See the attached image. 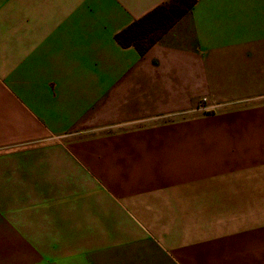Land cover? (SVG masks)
<instances>
[{
  "label": "crops",
  "instance_id": "0c3cea01",
  "mask_svg": "<svg viewBox=\"0 0 264 264\" xmlns=\"http://www.w3.org/2000/svg\"><path fill=\"white\" fill-rule=\"evenodd\" d=\"M233 1L242 0H196L141 54L117 35L172 0H0V86L27 121L22 129L57 141L103 123L134 129L113 137V145L127 147L109 155L132 172L158 162L139 148L147 117L187 109L211 94L220 99L225 132V148L203 171L219 178L218 200L210 185L192 187L190 195L158 186L108 188L116 201L87 218L57 204L36 213L27 197L34 192V150L1 148L0 264H264V234L174 224L202 199L227 210L237 188L249 184L258 193L264 178V28L242 25ZM149 28L143 22L136 32ZM217 224L225 226L226 218Z\"/></svg>",
  "mask_w": 264,
  "mask_h": 264
},
{
  "label": "rangeland",
  "instance_id": "374dc122",
  "mask_svg": "<svg viewBox=\"0 0 264 264\" xmlns=\"http://www.w3.org/2000/svg\"><path fill=\"white\" fill-rule=\"evenodd\" d=\"M230 8L243 14L242 25L264 28V0L233 1ZM256 11L260 14L258 18H247L248 14ZM4 92L0 86V149L18 146L20 152L34 150V192L27 197L31 200L33 196L36 213L41 211L42 205L57 207V204L67 208L68 212H74L76 208V212H80L84 218L90 217V214L102 212L107 202L116 201L107 192L108 188L158 186L190 195L192 187L202 189L210 185L211 192H214L210 196L214 201L218 200L219 178L203 177L209 161L217 158L220 149L225 148V132L221 135L219 129L218 103L221 102L214 95L195 97L187 109L185 106L175 113L147 117L144 145L139 148L144 149L148 160L158 157V162L146 163L144 172H132L124 168L127 167L126 162H113L109 155L117 150L122 153L127 147L113 145L116 143H113V137H121L134 129L103 123L100 129H75L66 138L57 141L41 131L22 129L28 123L20 114L13 112L11 99ZM250 101L239 105L251 104ZM241 135L243 139H248L242 131ZM119 141L126 140L120 138ZM37 156L42 159L39 160ZM48 156L49 160L45 161ZM118 168L119 171L116 170ZM242 180L249 181L245 178ZM258 183V193L250 192L249 184H243L237 188L238 193L228 194L233 201L228 203L231 207L227 210L210 208L205 199L200 200L199 204L195 202V209L186 208V214L175 219V226L186 231L193 226L203 227L209 232L225 227L227 233L242 234L244 237L264 234V178L258 179ZM23 200H26V195L20 194V201ZM198 206H202L201 209H196ZM174 211L184 212L176 208ZM222 218H226L225 226L217 224Z\"/></svg>",
  "mask_w": 264,
  "mask_h": 264
},
{
  "label": "trees",
  "instance_id": "16d2710c",
  "mask_svg": "<svg viewBox=\"0 0 264 264\" xmlns=\"http://www.w3.org/2000/svg\"><path fill=\"white\" fill-rule=\"evenodd\" d=\"M196 4V0H172V3L165 7H159L154 12L134 23L123 32L117 35V40L122 45L133 43L141 54H144L152 44H154L168 28L176 21L187 14L189 10ZM158 17V18H157ZM150 21V28L145 33H138L137 28L143 22ZM150 34L152 38L150 37ZM154 34V35H152ZM148 38L146 45H140L144 39Z\"/></svg>",
  "mask_w": 264,
  "mask_h": 264
}]
</instances>
